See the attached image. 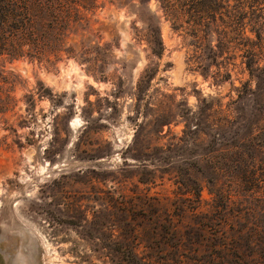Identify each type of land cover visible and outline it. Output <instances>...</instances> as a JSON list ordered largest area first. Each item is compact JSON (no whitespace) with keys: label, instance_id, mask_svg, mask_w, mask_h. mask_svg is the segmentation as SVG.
Returning <instances> with one entry per match:
<instances>
[{"label":"rangeland","instance_id":"obj_1","mask_svg":"<svg viewBox=\"0 0 264 264\" xmlns=\"http://www.w3.org/2000/svg\"><path fill=\"white\" fill-rule=\"evenodd\" d=\"M73 1L0 55V264H264V0Z\"/></svg>","mask_w":264,"mask_h":264},{"label":"trees","instance_id":"obj_2","mask_svg":"<svg viewBox=\"0 0 264 264\" xmlns=\"http://www.w3.org/2000/svg\"><path fill=\"white\" fill-rule=\"evenodd\" d=\"M159 1L165 11L173 16L174 11L180 14L190 4H199L202 9L201 15L198 16L200 18L203 17L206 7L211 4V0ZM212 1L219 7L229 0ZM237 1L250 5V8L260 4L258 0ZM77 8L73 0H0V55L40 59L46 53L57 56L61 51L67 50L65 30L71 21L75 20L72 11ZM257 8L262 9L264 5ZM256 34L260 35L258 32ZM158 43L162 49L161 40ZM153 51L161 53L159 48H153ZM2 97L0 90V99ZM5 106L6 104L0 101V111L4 112Z\"/></svg>","mask_w":264,"mask_h":264}]
</instances>
